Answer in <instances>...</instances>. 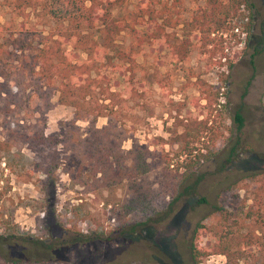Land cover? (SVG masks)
Returning <instances> with one entry per match:
<instances>
[{
  "label": "rangeland",
  "instance_id": "1",
  "mask_svg": "<svg viewBox=\"0 0 264 264\" xmlns=\"http://www.w3.org/2000/svg\"><path fill=\"white\" fill-rule=\"evenodd\" d=\"M148 1L156 7L172 2ZM133 2L118 11L132 10ZM203 3L175 2L179 23L170 30L179 38L191 37L184 60L172 59L161 46L137 49L134 92L123 91L125 82L118 72L100 68L96 77L101 86L93 88L87 108L100 110L93 127L110 125L115 156L109 157L108 168L84 154L86 144L99 134L88 118L71 124L75 108L58 103L57 92L41 100L26 89L20 109L0 110V234L13 233L16 242L3 246L1 253L26 249L28 259L38 264H192L188 246L197 221H219L223 231L235 234L254 232L264 249V222L256 218L264 215V47L259 44L264 37V0H246L229 17L226 31L217 33L220 44L217 40L210 48H216L214 54L201 47L184 24ZM41 4L43 0L35 10H27L26 20L0 0V24L26 21L28 28L46 33L53 23ZM116 41L134 45L125 31ZM67 51L78 63L86 57L70 46ZM202 83L219 86L224 105L212 111L194 143L206 155L195 171L196 192L175 199L172 180L185 169L184 155L176 158V146L162 144L157 137L167 140L188 121L203 117ZM236 111L242 115L239 128L233 120ZM230 147L234 154L226 160ZM163 152L172 158L168 167L156 157ZM139 156L145 159L143 172L135 165ZM89 163L103 170L95 179L89 176ZM200 196L205 203H196ZM66 229L87 240L73 244L60 260L53 259L44 244L66 240L72 235ZM214 234H203L201 243L214 241ZM240 250L238 264H264V250L252 245ZM224 263L222 254H211L199 264Z\"/></svg>",
  "mask_w": 264,
  "mask_h": 264
},
{
  "label": "trees",
  "instance_id": "2",
  "mask_svg": "<svg viewBox=\"0 0 264 264\" xmlns=\"http://www.w3.org/2000/svg\"><path fill=\"white\" fill-rule=\"evenodd\" d=\"M46 1L43 0L41 9L53 23L52 29L46 33L28 28L25 25L26 21L16 25L0 24L2 113L12 112L14 107L20 109L26 89H31L32 93L41 100L48 99L53 92H57L58 103L69 104L75 108L71 124L76 119L84 117L88 118V124L93 127V121L100 114V110L95 112L88 110L87 105L94 95L93 88L101 86V81L96 76L102 66H108L118 72L125 82L123 91L132 93L135 90L133 84L138 81L135 79L137 49L148 45L161 46L176 61L184 60L189 53L191 37L183 35L179 38L170 30L179 23L177 14L174 13L175 2L179 0H172L171 3L165 1L159 7L152 5L148 0H134L133 9L129 11H118L129 0ZM6 2L17 17H24L27 20L29 15L27 10H35L40 0H6ZM243 4H246V0H204L203 5L184 24L197 35L201 47L214 54L216 48H210L217 40L220 44V35L217 33L226 31L229 17L235 15ZM123 31L131 37L134 45L123 46L117 43L116 37ZM259 44L261 48L264 47V37ZM67 46H70L71 50L84 53L85 59L80 63L72 61L67 55ZM219 46L221 50L222 47ZM254 51L258 52L259 48H255ZM106 82L110 85L109 79H106ZM199 91L204 100V104L201 105L203 117L188 121L180 133L167 140L157 137L162 144L176 146L174 150L176 158L184 155L185 169L172 180L175 199L196 192L198 177L195 171L206 155L200 153L201 147H194V143L199 141L206 130L212 111L224 105L219 99L222 95L219 86L212 87L202 83ZM81 107L87 108L86 112L80 111ZM233 120L237 128L242 125V115L239 111L234 113ZM110 130L109 123L100 128L93 127V131L97 132L99 137L89 141L84 147V154L90 160L100 159L101 163H106V168L112 164L109 157L115 156L114 149L109 143ZM203 146L205 147L204 144ZM148 152L152 154V151ZM233 154L234 147H230L225 159L229 160ZM156 157L167 167L172 164V158H169L166 152L156 154ZM114 164L117 165L118 162L114 161ZM145 164V159L140 156L135 161L136 168L140 172L145 171ZM100 170L95 163L88 164V173L92 179L96 178L95 174ZM205 202L206 198L203 196L196 199V203ZM256 218L264 222L263 214ZM223 228L224 225H219V221L211 225L200 221L195 223L188 246L192 264H199L211 254H222L225 257L224 264H238L242 247L252 245L264 250L261 248L260 235L254 232L235 234L223 231ZM66 231L72 232L66 240L55 244H44V250L53 259L60 260L64 251L73 244L87 240L85 235L78 231L74 232L73 229ZM211 231L215 233L216 239L202 244V235ZM13 238H15L13 233L0 234V264H38L39 260L28 259L29 252L26 249L17 248L16 254L13 255L1 253L4 250L3 246L16 243ZM24 240L28 241L27 238Z\"/></svg>",
  "mask_w": 264,
  "mask_h": 264
}]
</instances>
